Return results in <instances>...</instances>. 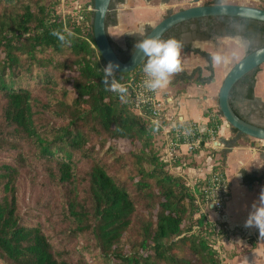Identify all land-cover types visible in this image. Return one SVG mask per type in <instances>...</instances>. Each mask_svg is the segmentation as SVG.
Instances as JSON below:
<instances>
[{
	"label": "trees",
	"instance_id": "trees-1",
	"mask_svg": "<svg viewBox=\"0 0 264 264\" xmlns=\"http://www.w3.org/2000/svg\"><path fill=\"white\" fill-rule=\"evenodd\" d=\"M58 1L0 0V264H220L194 194L160 160V129L133 110L127 91L121 100L102 82L106 64L93 42L92 0L76 17L65 18L54 9ZM122 1L111 0L105 28L116 24L112 6ZM190 25L203 39L232 36L238 26L244 39L264 46V23L227 17L181 23L162 39L181 42ZM65 29L72 33L68 43L53 35ZM143 36L127 35L123 49L108 40L124 62ZM181 51L189 47L182 45ZM192 53L207 62L209 76L202 78L195 69L177 78L209 83L210 56ZM142 69L143 63L136 71L114 75L127 89ZM258 69L229 92V106L239 118L235 103L253 98ZM205 117L203 134L192 123L178 125L181 141L185 137L202 147L216 139L220 111L209 110ZM231 133L234 138L225 143L211 174H222L228 151L246 138L233 128ZM35 168L46 176L48 196L35 203L40 211L22 212L17 181ZM240 176L243 184L264 187V175Z\"/></svg>",
	"mask_w": 264,
	"mask_h": 264
},
{
	"label": "crops",
	"instance_id": "crops-1",
	"mask_svg": "<svg viewBox=\"0 0 264 264\" xmlns=\"http://www.w3.org/2000/svg\"><path fill=\"white\" fill-rule=\"evenodd\" d=\"M172 2H177L171 0ZM170 0H123L114 4L112 11L116 15V24L108 26L106 33L110 41L119 48H124L127 35L143 36L151 27L165 17L166 11L178 5ZM220 3L261 7L264 0H219ZM164 8L161 10V3ZM89 7V6H88ZM232 36L222 35L212 39H203L195 34V26L181 34V43L189 47L184 53L180 50V70L171 74L168 84L158 89L157 99L163 102L166 119L162 124L167 130L169 118L175 119L179 125L192 123L196 128L206 130L207 111L215 112L219 87L231 67L241 60L249 51L258 47V39L252 41L242 37L240 28L234 27ZM254 42V43H253ZM254 44V45H253ZM199 50L209 55L219 54V63L211 60L212 79L207 84H197L177 78L182 73L189 75L193 70L200 69L201 77L209 76L206 70L207 62L199 55L193 54ZM253 98L239 99L235 103L238 115L246 122L264 127V63L259 66L254 78ZM216 139L204 144L194 153H187L182 146L177 152V159L168 170L181 177L188 185H197L210 178L211 172L220 160L219 153L224 150L225 143L234 138L231 128L222 119ZM162 131L158 137V153L164 152L165 136ZM248 137L239 138L236 146L231 148L225 158L222 174L229 184V199L219 217L209 208H203V221L212 231V249L219 256L220 264H264V239L248 242L240 236L228 234V228H239L247 233L257 228L245 227V220L253 202L258 200L262 185L243 184L240 172L248 175H264V142H258ZM213 146L215 149H213ZM194 185V187H195ZM228 229V230H227Z\"/></svg>",
	"mask_w": 264,
	"mask_h": 264
},
{
	"label": "water",
	"instance_id": "water-1",
	"mask_svg": "<svg viewBox=\"0 0 264 264\" xmlns=\"http://www.w3.org/2000/svg\"><path fill=\"white\" fill-rule=\"evenodd\" d=\"M191 1L194 5L186 9L173 12L162 18L155 26L142 37L154 36L162 39L164 33L181 23L200 18H238L264 23V9L257 7L219 3L216 5H200L199 0H175ZM92 37L95 48L105 64L112 62L119 67L114 73L128 74L139 69L143 63L139 53L131 52L126 61H120L112 50L105 28V18L111 4V0H92ZM264 63V46L259 47L235 63L224 77L217 95V107L225 123L240 134L258 142H264V127L250 124L239 118L230 108L228 96L231 88L244 75L258 68Z\"/></svg>",
	"mask_w": 264,
	"mask_h": 264
},
{
	"label": "built area",
	"instance_id": "built-area-1",
	"mask_svg": "<svg viewBox=\"0 0 264 264\" xmlns=\"http://www.w3.org/2000/svg\"><path fill=\"white\" fill-rule=\"evenodd\" d=\"M87 9L90 10V7ZM145 79L146 76L143 71H138L136 73L135 77L126 86L127 98L133 110L137 114L144 116L153 126L158 127L160 132L162 131V136H165L164 152L160 155V160L165 163L168 168L175 163L177 152L182 146L185 147V151L189 154L199 151L201 147L198 141L187 140L185 137H183L184 139L181 141V137L177 134L179 123H177L175 119L169 118L170 126L167 130L163 128L162 123L167 120L163 102L157 99L158 89L150 91L144 87L143 82ZM196 131L197 133L203 134L207 129L203 131V129L196 128ZM213 149H215L214 146ZM194 185L190 186L188 184L187 186L190 187V190L194 194V204L198 209V215L203 216V208L209 207L210 210L214 211L220 217L229 199V184L225 176L217 172L212 174L208 180V184L199 189L198 192L195 190ZM228 229V234L240 236L246 241L264 239V235H260L258 229L252 233H247L239 228ZM212 240L213 239H211V241Z\"/></svg>",
	"mask_w": 264,
	"mask_h": 264
},
{
	"label": "clouds",
	"instance_id": "clouds-1",
	"mask_svg": "<svg viewBox=\"0 0 264 264\" xmlns=\"http://www.w3.org/2000/svg\"><path fill=\"white\" fill-rule=\"evenodd\" d=\"M163 8L162 2L161 10ZM53 35L60 42L68 43L70 42L68 38L72 33L65 29L64 32L54 31ZM181 47V42L175 38L164 40L154 36H147L134 43L133 48L143 61L142 70L146 76L143 85L147 90L154 91L165 87L169 82L170 75L180 70ZM210 59L219 63L222 57L219 54H214ZM118 67L119 65L112 62L107 63L102 69V82L108 90L117 93L123 100L127 89L115 78L114 72ZM245 227H255L259 230L260 235H264V188L261 189L258 200L251 206L245 220Z\"/></svg>",
	"mask_w": 264,
	"mask_h": 264
},
{
	"label": "rangeland",
	"instance_id": "rangeland-1",
	"mask_svg": "<svg viewBox=\"0 0 264 264\" xmlns=\"http://www.w3.org/2000/svg\"><path fill=\"white\" fill-rule=\"evenodd\" d=\"M208 1L209 0H199L200 5H204ZM89 2L90 0H59L54 9L57 14L64 18L76 17L79 14L80 8H83L84 6L88 5ZM170 3L173 5H178L175 8H170V13L177 12L181 9H186L194 5L191 1H171ZM45 183L46 176L43 170H41L40 168H35V171L33 172L23 171L20 174V177L17 181V197L20 210L22 212L26 210H33V212L40 211L38 208H36L35 203L39 200L44 201L45 198H47L48 192L45 191ZM188 188L190 189L189 186ZM44 219L45 217L42 216L39 221L42 222ZM202 236L205 237L206 235L202 234ZM76 248L78 247L76 246Z\"/></svg>",
	"mask_w": 264,
	"mask_h": 264
}]
</instances>
